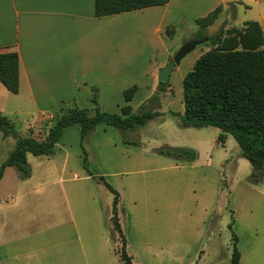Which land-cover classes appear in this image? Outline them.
I'll use <instances>...</instances> for the list:
<instances>
[{
    "label": "rangeland",
    "instance_id": "1",
    "mask_svg": "<svg viewBox=\"0 0 264 264\" xmlns=\"http://www.w3.org/2000/svg\"><path fill=\"white\" fill-rule=\"evenodd\" d=\"M249 21H255L254 11L231 5L224 13L216 15L205 29V36H213L219 29L241 28ZM147 25L145 17H137L117 26L119 36L112 41L120 37L127 61L101 106L96 99L100 111L117 113L123 106V91L131 86L138 87L130 105L133 112L155 110L150 100L154 92L148 94L149 81L152 72L159 73L165 67L162 66L165 59H162L163 47L157 46ZM191 26L189 20H184L175 27L172 37L162 30L164 41H173L168 60L184 43L199 40V28L194 30ZM157 47L159 49L155 50ZM211 49L207 41L173 69L167 82L168 92L160 97L161 108L157 110L163 118L150 120L134 131L98 126L83 142L88 170L93 177L104 178L119 194L117 215L126 252L139 264H229L232 252L229 225L235 235L239 232L243 237L254 230L260 232V241H256L260 246L264 244L261 235L264 231V179L259 184L251 182V166L246 159L237 158L239 149L231 135H226L221 146L223 141L218 140L221 133L216 128H183L179 117L169 115V112L183 115L182 79L196 59ZM132 57H136L135 61ZM166 95L173 101L170 107L163 102ZM12 99L5 102L4 110L18 136L33 134L35 139L43 140L52 116H42L37 128L25 131L26 122L37 118L38 113L33 105ZM74 103L88 110L93 108L92 103L88 107L89 101L83 98ZM15 143L12 137L0 134V164ZM57 147L63 152L57 148L55 156H27L30 178L21 177L16 169L9 168L0 195L10 191L12 186L33 188L37 183L47 182L45 212L41 208L28 213L31 223L33 218L37 221L45 218L48 231L44 264H119L120 238L113 232L112 239L110 237L114 196L102 183L88 177L82 168L78 127L67 129ZM165 147L190 149L195 152V159L187 162L158 154V150ZM235 162L238 166L230 168ZM59 178L63 183L58 182ZM60 192L68 193L70 208L64 201H56ZM68 213L76 219L77 227L67 219ZM59 216L63 227L61 232L55 233V219ZM252 258H246L241 264L251 263Z\"/></svg>",
    "mask_w": 264,
    "mask_h": 264
},
{
    "label": "crops",
    "instance_id": "2",
    "mask_svg": "<svg viewBox=\"0 0 264 264\" xmlns=\"http://www.w3.org/2000/svg\"><path fill=\"white\" fill-rule=\"evenodd\" d=\"M231 5L234 8L242 6L254 11L255 22L260 25L264 38V0H170L163 6L101 18L94 16V0H0V53L15 52L19 60L18 93H10L0 83V101H3L0 103V113L8 120L4 105L5 102H11L12 98L33 105L38 114L37 118L26 122L25 131L30 132V129L34 130L39 126L42 116H54L66 101L83 98L89 101L90 104L87 105L90 107L93 88L97 89V99L101 106L109 87L118 82L119 70L127 61L126 49L119 43L120 37L115 42L112 41L119 36L117 27L119 23L126 19L145 17L157 46L163 47L164 66L170 61L168 59L173 41L168 39L164 41L161 34L163 29L177 27L187 19L191 22V27L197 30L196 19L206 17L218 7L222 8L220 12L222 14ZM155 50L152 51L153 55ZM135 58L132 57L131 60L135 61ZM157 74L158 72L151 74L148 94L156 90ZM163 102L170 107L173 101L166 95ZM121 105L122 102L119 106ZM110 114H120V109L117 113ZM160 117L164 116L160 115L154 119ZM179 124L181 126V123ZM226 135L224 140L227 139ZM31 137L34 138L33 134ZM224 140L221 146L224 145ZM60 141L55 144L54 156ZM237 158L243 157L239 154ZM236 164V162L231 164L230 168L236 167ZM8 169H5L0 180V188ZM28 177L30 178V169ZM58 182L63 183V180L59 178ZM47 186V182L37 183L33 188L12 186L10 191L3 196L0 195V264H44L43 259L47 251L45 237L48 231L45 218L41 221L33 218L31 223L29 220L31 215L28 213L41 208L45 212ZM56 201L59 203L64 201L70 208L71 199L68 193L60 192V198L56 197ZM67 219L76 226L73 215L68 213ZM62 227L61 216L56 217L53 228L56 230L55 233L61 232ZM259 234L260 232L254 230L243 237L237 232L235 236L240 253L239 264L248 257H253L249 264H264V244L260 246L256 241L257 239L260 241ZM261 235L264 239V231ZM79 238V235H76V239ZM201 255H198V259H201ZM128 256L131 257L133 264H139L133 255Z\"/></svg>",
    "mask_w": 264,
    "mask_h": 264
},
{
    "label": "trees",
    "instance_id": "3",
    "mask_svg": "<svg viewBox=\"0 0 264 264\" xmlns=\"http://www.w3.org/2000/svg\"><path fill=\"white\" fill-rule=\"evenodd\" d=\"M170 0H94V16H105L163 6ZM218 7L206 17L196 19L200 30L197 39L205 36L209 27L221 12ZM175 27H166L165 35L172 37ZM212 49L202 54L192 69L182 79V101L184 114L170 113L179 117L183 128H217L221 131L218 138L225 135L235 140L241 157L246 159L252 169L250 180L259 184L264 179V38L260 25L255 21L246 22L241 28L219 29L208 37ZM0 83L12 94L18 93L19 60L15 52L0 53ZM169 83L158 82L150 100L154 111L132 113L129 102L137 92V86L123 91L125 105L120 114L101 112L97 106V89H92L93 108L80 109L74 101L64 104L60 111L51 117L50 126L43 140L31 136H18L13 125L0 113V134L16 140L14 148L0 165V180L6 168L14 167L21 175L27 177L29 168L26 156L54 155L55 144L60 141L64 131L73 125L79 127L80 146L83 152L82 168L97 183H102L113 194L110 237L112 232L120 238L121 246L117 252L119 264H133L126 253V241L121 231L117 206L119 194L104 180L95 178L87 168V154L83 142L100 125H106L119 131H134L145 126L150 120L160 116V97L168 92ZM158 154L175 160L192 162L195 152L185 148L165 147ZM232 252L230 264H239L240 253L237 237L232 232Z\"/></svg>",
    "mask_w": 264,
    "mask_h": 264
},
{
    "label": "water",
    "instance_id": "4",
    "mask_svg": "<svg viewBox=\"0 0 264 264\" xmlns=\"http://www.w3.org/2000/svg\"><path fill=\"white\" fill-rule=\"evenodd\" d=\"M208 41V37H203L199 40H191L184 43L174 54L173 58L165 65L163 69L157 75V81L160 83H167L170 78V74L173 69L180 65V62L191 52H193L196 47L205 44Z\"/></svg>",
    "mask_w": 264,
    "mask_h": 264
}]
</instances>
